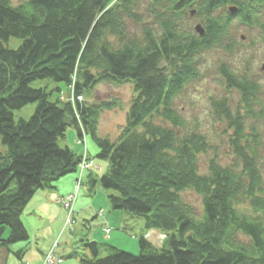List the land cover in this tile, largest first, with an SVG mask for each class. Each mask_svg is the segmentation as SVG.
Masks as SVG:
<instances>
[{"label": "trees", "instance_id": "16d2710c", "mask_svg": "<svg viewBox=\"0 0 264 264\" xmlns=\"http://www.w3.org/2000/svg\"><path fill=\"white\" fill-rule=\"evenodd\" d=\"M262 20L264 0H0V252L30 241L22 216L36 193L77 174L82 156L59 144L72 129L81 142L90 137L108 165L90 179L91 191L110 192L112 210L143 219L145 233L165 236L160 249L141 236L138 255L106 245L103 258L102 245L87 241L91 257L82 264H264L261 136L245 131L259 83L220 68L245 114L227 99L213 102L232 130L234 158H210L206 172L200 159L211 150L208 139L187 129L174 108L186 86L199 81L202 54L234 50V21L264 34ZM11 39L20 40L17 49L8 47ZM44 80L71 88L74 102L52 100L59 87H32ZM102 83L133 85L115 139L100 135L98 122L119 103L84 101ZM29 104L37 105L32 117L16 121L14 112ZM188 192L201 198L200 212L185 200Z\"/></svg>", "mask_w": 264, "mask_h": 264}, {"label": "rangeland", "instance_id": "374dc122", "mask_svg": "<svg viewBox=\"0 0 264 264\" xmlns=\"http://www.w3.org/2000/svg\"><path fill=\"white\" fill-rule=\"evenodd\" d=\"M23 1V0H22ZM21 2V0H18ZM193 20V19H192ZM264 23V20H262ZM191 21L192 27L196 23ZM234 27L231 28L232 38L234 39V50L227 52L225 50H213L202 54L198 58V67L201 77L199 81L186 86L185 91L176 97L174 108L187 121L188 128L198 130L208 139L211 150L200 159L202 172H206L208 159L217 157L223 163H227L234 158L229 147L232 130L225 121L220 120L216 111L212 107L214 101L227 99L231 108L235 111L245 114V107L241 103V95L235 90H231L223 80L220 68L223 65L240 75H246L251 81H256L260 85L258 101L255 103L254 114L246 113L245 131L249 133L253 128L260 134L259 162L264 173V34L260 27L250 29L243 25H238L234 21ZM132 32H140V28L130 25ZM21 44L20 40L11 39L8 43L10 49H17ZM33 88H46L48 92L54 91L57 87L61 89L60 95L53 96L52 100L59 99L61 102H74L75 96L71 88L64 84H55L50 80L38 81L32 83ZM132 83L114 85L102 83L92 92L85 94L84 101L88 103L118 102L119 106L111 110L102 111L99 119V133L102 136H108L111 139L117 138L119 130L125 125L127 110L134 98ZM80 100H82L80 98ZM35 104L26 105L25 108L15 111L14 118L29 120L36 110ZM74 130L67 132L65 140L60 141L61 147L70 148L77 146L83 150L80 139L72 138ZM88 150L96 163L103 165V168H97V178L101 177L107 170V162L97 159L98 148L90 137H87ZM85 136L83 139H85ZM0 148L1 144H0ZM81 151V150H80ZM92 162V159L90 160ZM95 168L92 167L90 171ZM77 174H71L63 178L60 186L71 194L75 192V181ZM96 178V177H94ZM96 178V179H97ZM90 184L85 176L81 187L79 197L74 205L71 217L73 216V225L69 227L70 212L57 200L60 205H45L43 215L33 210L36 208V200L31 199L25 213L23 222L26 224L27 232L30 234V241L18 243L10 246L9 251L0 252L1 264H22L41 261L42 253L51 251L54 245H57L54 254L61 259L60 264H82V257H91V253L84 246L87 241L101 244V253L99 258L106 257L109 253L106 249L114 247L116 249L138 255L140 253L139 239L144 236L152 247L160 249L165 240L160 232L151 230L145 233L144 221L123 211H114L109 207L107 195L110 192L105 191L100 186L96 187L95 192L90 189ZM104 196V197H103ZM188 203L193 204L198 212L201 211V198L192 192L184 195ZM38 201V200H37ZM46 203V201H44ZM63 211L62 216L58 214ZM52 216V217H51ZM63 221L65 228L63 231ZM109 226L113 231L111 236L105 237L104 227ZM8 233L5 234L7 239ZM17 253L19 255H17ZM47 253L44 254L42 261H45ZM2 254V255H1ZM6 255V256H5ZM66 258V260H64ZM43 264V263H42ZM58 264V263H57Z\"/></svg>", "mask_w": 264, "mask_h": 264}, {"label": "crops", "instance_id": "0c3cea01", "mask_svg": "<svg viewBox=\"0 0 264 264\" xmlns=\"http://www.w3.org/2000/svg\"><path fill=\"white\" fill-rule=\"evenodd\" d=\"M74 136H72V138H74L75 137V139L77 138V133H76V131L74 132V134H73ZM71 149H73L78 155H82V149L80 148V149H78L77 148V146H75V147H73V148H71ZM81 150V151H80ZM90 159H92V162H93V165L95 166V168L92 170V171H90V172H88L85 176L87 177V179H88V182L90 181V179L91 178H94V177H96L97 178V176L96 175H98V171H96L97 170V168H103L104 166L103 165H101V164H99V163H96L95 162V159L93 158V157H91V155H90ZM65 179V178H64ZM63 179H61L59 182H58V184H57V188H56V190H54V191H39L38 193H36V195L34 196V198L33 199H35V198H37V200H36V208L33 210L34 212H36V213H40V214H42L43 215V212L45 211L44 209H45V205H53V203L54 204H56L57 206L58 205H60V204H58L57 203V200L59 199V198H63L64 196H66V195H68L69 193H67L66 192V190H64L61 186H60V184H61V181H62ZM104 197V196H103ZM60 200V199H59ZM44 201H46V203L44 202ZM61 206V205H60ZM28 207V206H27ZM27 209V208H26ZM24 213H25V211H24ZM62 213H63V211L61 210V211H59V213L58 214H60L59 216L61 217L62 216ZM52 217V216H51ZM22 218H23V216H22ZM25 224V223H24ZM63 227L61 228V230L63 231V229L65 228V222L63 221ZM25 226H26V224H25ZM27 228V227H26ZM30 235V234H29ZM49 251V250H48ZM47 253V251H45L44 253H42V258H41V261H39L37 264H42L43 263V261H42V259H43V257H44V254H46ZM6 256V255H5ZM64 260H66V258H64ZM25 263V262H24ZM23 263V264H24ZM26 264H34V263H28V262H26ZM65 264H68V263H65Z\"/></svg>", "mask_w": 264, "mask_h": 264}, {"label": "built area", "instance_id": "2783aa9c", "mask_svg": "<svg viewBox=\"0 0 264 264\" xmlns=\"http://www.w3.org/2000/svg\"><path fill=\"white\" fill-rule=\"evenodd\" d=\"M84 140V139H83ZM81 143V142H80ZM84 157L82 159V161L80 162V164L77 167V178L75 181V192L72 193V195L60 199L59 201L62 202V204L66 207V209L69 210L70 215H69V227H72L73 225V216L71 217L72 213L74 214V211L72 208H74V205L77 201V197H79V193L83 184V180H84V174L87 171H90L92 168V162L90 161V158L86 155V151L85 154H83ZM105 233V237H110V233H111V229H105L104 230ZM55 249H57V245L55 244L53 249L51 251H48L47 256L45 258V261L43 260V264H60L61 263V259L57 258V256L54 254Z\"/></svg>", "mask_w": 264, "mask_h": 264}, {"label": "bare ground", "instance_id": "6f19581e", "mask_svg": "<svg viewBox=\"0 0 264 264\" xmlns=\"http://www.w3.org/2000/svg\"><path fill=\"white\" fill-rule=\"evenodd\" d=\"M80 100V99H79ZM82 144L81 145H83V147L85 148V150L82 152V159H83V157H84V155L83 154H85V151H86V155L89 157V155H90V152H89V150H88V145H87V138H85L84 140H83V142H81ZM82 161V160H81ZM92 167H94V165H93V162H92ZM70 195H72V193L71 194H68V195H66V196H64L63 198H66V197H68V196H70ZM62 197L60 198V199H63ZM105 229H111L109 226H107V228L106 227H104V229H103V232H104V230ZM112 229H111V233H110V236H111V234H112Z\"/></svg>", "mask_w": 264, "mask_h": 264}, {"label": "water", "instance_id": "95a60500", "mask_svg": "<svg viewBox=\"0 0 264 264\" xmlns=\"http://www.w3.org/2000/svg\"><path fill=\"white\" fill-rule=\"evenodd\" d=\"M231 12L233 13L234 11L231 10ZM196 30L202 34V31H201V27H200V26H198V27L196 28Z\"/></svg>", "mask_w": 264, "mask_h": 264}]
</instances>
